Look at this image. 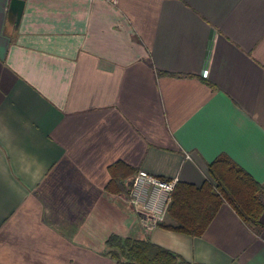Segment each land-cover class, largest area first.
Returning <instances> with one entry per match:
<instances>
[{
    "label": "crops",
    "instance_id": "obj_1",
    "mask_svg": "<svg viewBox=\"0 0 264 264\" xmlns=\"http://www.w3.org/2000/svg\"><path fill=\"white\" fill-rule=\"evenodd\" d=\"M24 2L16 27L0 0V264H117L113 235L264 264V211L149 232L106 189L119 161L199 187L221 155L264 184V0Z\"/></svg>",
    "mask_w": 264,
    "mask_h": 264
},
{
    "label": "trees",
    "instance_id": "obj_2",
    "mask_svg": "<svg viewBox=\"0 0 264 264\" xmlns=\"http://www.w3.org/2000/svg\"><path fill=\"white\" fill-rule=\"evenodd\" d=\"M138 169L123 162L109 166L107 191L129 195L125 184ZM164 179V178H163ZM264 184H260L227 156L221 155L208 165V178L197 187L179 181L167 209L168 222L158 227L192 237L201 236L223 203L229 204L241 220L259 232L264 211ZM107 256L117 264H203L187 261L179 254L153 243L150 239L110 236Z\"/></svg>",
    "mask_w": 264,
    "mask_h": 264
},
{
    "label": "built area",
    "instance_id": "obj_3",
    "mask_svg": "<svg viewBox=\"0 0 264 264\" xmlns=\"http://www.w3.org/2000/svg\"><path fill=\"white\" fill-rule=\"evenodd\" d=\"M178 182V177L163 179L143 169L132 176L127 201L143 229L150 232L164 221Z\"/></svg>",
    "mask_w": 264,
    "mask_h": 264
},
{
    "label": "water",
    "instance_id": "obj_4",
    "mask_svg": "<svg viewBox=\"0 0 264 264\" xmlns=\"http://www.w3.org/2000/svg\"><path fill=\"white\" fill-rule=\"evenodd\" d=\"M24 3V0H11L9 18L11 22L15 23L16 27L19 25L23 13Z\"/></svg>",
    "mask_w": 264,
    "mask_h": 264
},
{
    "label": "rangeland",
    "instance_id": "obj_5",
    "mask_svg": "<svg viewBox=\"0 0 264 264\" xmlns=\"http://www.w3.org/2000/svg\"><path fill=\"white\" fill-rule=\"evenodd\" d=\"M128 198V197H127Z\"/></svg>",
    "mask_w": 264,
    "mask_h": 264
}]
</instances>
